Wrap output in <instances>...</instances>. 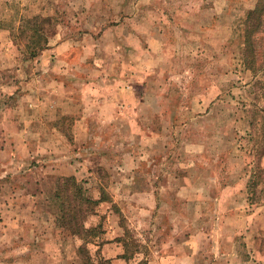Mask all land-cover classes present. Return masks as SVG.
<instances>
[{
    "label": "rangeland",
    "instance_id": "374dc122",
    "mask_svg": "<svg viewBox=\"0 0 264 264\" xmlns=\"http://www.w3.org/2000/svg\"><path fill=\"white\" fill-rule=\"evenodd\" d=\"M257 1L0 0V264H264Z\"/></svg>",
    "mask_w": 264,
    "mask_h": 264
},
{
    "label": "trees",
    "instance_id": "16d2710c",
    "mask_svg": "<svg viewBox=\"0 0 264 264\" xmlns=\"http://www.w3.org/2000/svg\"><path fill=\"white\" fill-rule=\"evenodd\" d=\"M245 18H246L245 23L247 24V27L245 29V37H246L245 41L247 42V44L251 48H253L254 45H253V40L251 39V33L253 31H255L257 28L260 29L262 32H264V0H258L255 7L250 8L247 11ZM248 25L251 27L249 28ZM262 39L264 40V37H262ZM263 53H264V51H263ZM261 136L263 137V140H264V133H262ZM262 153L264 154V148H263ZM61 179L63 181H65V183H69L70 186L72 187V189H74L75 193L78 191L77 189H79V186L77 185L78 183L76 182V179L73 176H67V177H63ZM74 185H76L78 187H74ZM70 195H73V192H71ZM54 198H55V201L57 200V198L59 200L63 199V197L59 196L58 194H53L50 197V201L53 202ZM67 198L68 197L66 196V199ZM80 200H81V202H83V200H86L87 204L91 203V200L89 198H86V199L80 198ZM66 202H67V206H68L69 202H70L69 199H67ZM94 202H96V201H94ZM60 206L66 207L64 205H60ZM61 217L63 218V220H65V217H66L65 211H62ZM63 222H65V221H63ZM74 233H76V231Z\"/></svg>",
    "mask_w": 264,
    "mask_h": 264
},
{
    "label": "crops",
    "instance_id": "0c3cea01",
    "mask_svg": "<svg viewBox=\"0 0 264 264\" xmlns=\"http://www.w3.org/2000/svg\"><path fill=\"white\" fill-rule=\"evenodd\" d=\"M57 88H58V86H57ZM23 98H24L23 104L30 108V112L34 109V106H38L39 104L42 103V101L41 102L39 101V96H36L35 93H32L31 96L27 95L26 98L24 96ZM56 100L57 99H54L53 94L49 96L48 101H50L51 107H53L55 111H56V108L58 107V104H59L58 101H56ZM38 116H39V119H42L41 114ZM82 119H83V117H82ZM41 125H42V123H39V128H41V130L38 134H40L42 132V126ZM27 128H29L28 125H24L23 127H20V130L13 132V134L17 135V137H21V139L19 138L17 140V143L15 144L16 149L19 151H24L25 154H29V152L27 153V150L30 151V148L27 146V144H28L27 138H28V135H30V131ZM53 130L56 133V131H55L56 129H53ZM37 151H39V150H37ZM31 153H33V152H31ZM25 154H24V156H26ZM53 166L58 167V164H52L51 167H53Z\"/></svg>",
    "mask_w": 264,
    "mask_h": 264
}]
</instances>
